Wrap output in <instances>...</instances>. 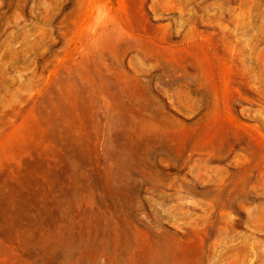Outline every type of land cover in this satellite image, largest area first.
Segmentation results:
<instances>
[{"label": "rangeland", "instance_id": "1", "mask_svg": "<svg viewBox=\"0 0 264 264\" xmlns=\"http://www.w3.org/2000/svg\"><path fill=\"white\" fill-rule=\"evenodd\" d=\"M0 264H264V0H0Z\"/></svg>", "mask_w": 264, "mask_h": 264}]
</instances>
